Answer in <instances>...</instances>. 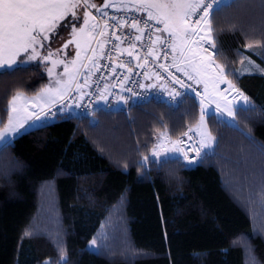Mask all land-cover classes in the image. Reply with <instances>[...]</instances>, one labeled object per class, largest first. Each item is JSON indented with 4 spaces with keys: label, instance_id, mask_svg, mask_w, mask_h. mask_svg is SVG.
Returning <instances> with one entry per match:
<instances>
[{
    "label": "trees",
    "instance_id": "1",
    "mask_svg": "<svg viewBox=\"0 0 264 264\" xmlns=\"http://www.w3.org/2000/svg\"><path fill=\"white\" fill-rule=\"evenodd\" d=\"M225 4L209 16L213 57L255 111H234L231 123L209 114L215 145L194 166L138 164L158 132L179 139L197 124L193 98L19 133L0 148V264H62L61 248L67 264H264V71L236 73L245 58L264 69V8ZM46 82L37 61L0 73V128L12 96Z\"/></svg>",
    "mask_w": 264,
    "mask_h": 264
},
{
    "label": "snow or ice",
    "instance_id": "2",
    "mask_svg": "<svg viewBox=\"0 0 264 264\" xmlns=\"http://www.w3.org/2000/svg\"><path fill=\"white\" fill-rule=\"evenodd\" d=\"M214 5L217 6L216 11H221L223 7L227 6L224 0H213L212 4L207 3L206 0H134L132 5H121V7L135 8L145 13L146 18H132L129 23L127 19L113 16L111 19L115 23L111 27L114 30L108 33L105 31L109 27L107 22L103 27L99 23H93L97 18L90 9L99 12L101 6L91 3L90 0H0V73L11 74L16 71H26L30 62L37 61V66L43 65L49 77V83L32 97L31 101L20 92H17L8 101L9 118L8 123L0 130V142H3L4 147H7V133L16 134L30 121L33 123L41 121L49 114L59 116L66 110L71 111L72 104L80 107V102L89 94L84 89L89 88V80L93 71L100 67L97 50L99 49L103 55L104 44L107 42L106 40L102 41L101 38L111 35L115 41H123L124 37L118 34L119 30L130 28L138 33L135 36L136 41L142 39L146 30H152L156 35L154 37L149 35L151 46L148 48L146 57L142 60L134 55L132 49L135 45L133 43H129L128 49H121L119 43H114L113 47L118 54L127 51L129 56L137 59V67H144L149 63L147 57L156 59L157 53L154 49L157 45L160 46V51L167 60L168 53L165 51V46H167L173 53L172 66L176 68V71L182 72L195 84L203 85V93L193 89L200 97L201 103V116L196 125V132L200 136V148L195 149L196 155L200 156L202 148H208L215 142V138L204 123L205 102L215 103L218 110L223 103L224 110L229 116L235 114V106L227 99L225 92L221 91L220 84L226 83L228 90L243 100L244 108L235 109V112L255 111V105L250 103L249 97L236 88L231 80L227 79L224 67L215 62L213 54L204 46L208 44L213 48L216 47L209 19V11L213 9ZM109 6L108 0H105L102 7ZM260 7L264 8V0H260ZM78 9L83 11L82 23ZM201 13V19L193 25L192 17ZM202 31L203 35L200 34ZM62 32H67L69 38L54 53L50 47L51 40L61 36ZM61 39L63 40L62 36ZM72 45L75 46L73 59H67L71 55L70 52H66L64 58H54V55L59 56L61 52H65ZM248 47L251 48V44ZM45 48L49 49L47 55H43L42 50ZM177 51H179V59L176 56ZM109 59L115 61L116 58L109 56ZM248 64L257 70L264 71L251 60H248ZM61 65L63 72H58L57 67ZM119 67L124 68L125 64L121 62ZM160 67L167 70L168 66L164 64ZM128 71L132 72V69L128 68ZM81 75H84L83 83L79 82ZM169 75L172 76L171 72ZM145 76L147 77L148 74L145 73ZM157 79H159L158 74ZM172 80L174 84L179 83L182 87L185 86L182 80L174 76H172ZM127 81V76L120 81L121 91L138 95L134 89L124 87ZM139 87L145 89L156 87V85L140 82ZM161 87L164 86L161 85ZM165 91L169 90L165 88ZM92 94L96 96L97 100L106 102L110 94L109 85L106 83L101 88L97 84L96 92ZM169 95L175 100L181 93L173 88ZM74 96L75 99H73ZM119 99L125 104L128 103V99L124 96H120ZM58 104L60 107L56 108ZM86 107L90 110V115L93 114V111H100L98 105L95 108L92 104ZM54 108L56 111L53 112ZM192 130L190 128L189 132ZM187 134L184 133V135ZM158 141L151 149V156L156 158L155 161L149 156H144L138 162L141 167L152 162L157 164L167 163L170 160L179 162L178 157L170 155L175 152H180L188 165L195 162V157H190L188 150L177 146L182 143L181 141H165L163 133L158 137ZM96 243L95 239L91 241L92 245ZM60 262L67 264L63 248L60 249ZM45 264H51V261H45Z\"/></svg>",
    "mask_w": 264,
    "mask_h": 264
},
{
    "label": "built area",
    "instance_id": "3",
    "mask_svg": "<svg viewBox=\"0 0 264 264\" xmlns=\"http://www.w3.org/2000/svg\"><path fill=\"white\" fill-rule=\"evenodd\" d=\"M207 3L212 4L213 0H206ZM225 2V0H224ZM214 5L213 9H210L209 14L216 8ZM92 14L96 16V23H99L101 27L104 26L105 22L109 25L106 32L111 33L114 29L111 27L115 23L111 18L113 16L118 18L127 19L128 22H131L132 18L140 19L141 17L146 18V14L136 10L132 7H121V5L112 6L110 5L107 8H101L99 12L92 11ZM201 15H194L192 17L191 23L195 25L197 20L201 19ZM143 27V24H141ZM119 35L124 37L123 41H115V38L111 35L106 37H102V41H107L104 44L103 55H101L100 50L98 53V63L100 67L97 70L93 71L92 76L89 80V88H85L84 91L89 93L85 96V98L80 102L81 106L76 107L75 104L71 105V111L66 110L64 113L59 116H52L49 114L47 117L41 119L43 122L52 121V120H66L72 116H91L93 114H89V109L86 107L89 104L93 105L95 108L97 105L100 108V111H112L115 110L117 105H121L123 107H129L133 105L143 104L147 102H164L168 105L176 106L188 98H193L195 101L200 103V97L196 95V92L193 89H197L201 93H203V88L197 84H195L192 80H189L182 72H177L176 68L172 66V55L171 49L165 46V51L168 53V59L165 60L164 54L160 51V46H155V52L157 53L156 59L153 60L152 57H147L149 63L144 67H137V59L129 56L127 51H122L119 54L116 49L113 47L114 43H119L121 49H128L129 43H133L135 47L132 49L135 56L141 58L146 57L149 46H151V40L149 39V35L155 36L156 33L152 30H146V34L142 37L140 41L135 40V36L138 33L135 32L134 29L124 28L120 29L118 32ZM208 48V51L212 54L214 53L213 49L209 46H205ZM109 56L116 58L115 61L110 60ZM123 62L125 64L124 68L119 67V63ZM167 64V70L165 68L160 67V65ZM128 68L132 69V72L128 71ZM171 72L172 76L176 77L179 80L184 82V87L179 83H173L172 76L169 75ZM145 73L148 76H145ZM86 74V72H85ZM157 74L159 75V79H157ZM128 77V81L124 84L125 88L134 89L138 95H132L131 92L121 91L120 81L124 79V77ZM136 82V83H133ZM145 84H154L156 87L153 88H145L141 89L139 87V83ZM109 85L110 94L108 100L101 101L97 100L96 96L92 93L96 92V85L99 84L101 88L104 87L105 84ZM114 85V87H112ZM163 85L164 87H161ZM167 88L169 91H165ZM175 89L177 92L181 93V95L177 96L175 100L169 95V92L172 89ZM78 95V94H77ZM120 96H124L128 99V103L125 104L123 101L119 99ZM76 97L74 96L73 99ZM111 105V107H109ZM58 104L56 108H59ZM56 108L52 109V111H56ZM31 123V121L29 122ZM182 143L179 144V147L188 150V154L190 157H195L196 148H200L199 140L196 135L189 134L184 138L179 139ZM202 151V149H201ZM183 157V155L181 154Z\"/></svg>",
    "mask_w": 264,
    "mask_h": 264
},
{
    "label": "rangeland",
    "instance_id": "4",
    "mask_svg": "<svg viewBox=\"0 0 264 264\" xmlns=\"http://www.w3.org/2000/svg\"><path fill=\"white\" fill-rule=\"evenodd\" d=\"M228 1H230V0H225V2H228ZM90 2L91 3H95V4H97L98 6H101V8H102V6L104 5V3H105V0H90ZM133 2H134V0H108V4L109 5H112V6H116V5H132L133 4ZM90 10H95V9H90ZM78 12H79V15H80V17H81V20H80V22H82L83 21V11H82V9H78ZM95 12H96V10H95ZM93 23H96V21H93ZM70 31V30H69ZM201 35H203L204 33H203V31L200 33ZM61 36L63 37V40L61 39ZM61 36H58V37H56V38H54V39H52L51 40V45H50V47H51V50L55 53V50L57 49V48H60L61 46H62V44L69 38L68 37V33L67 32H62L61 33ZM205 45H208V44H205ZM208 46H210V45H208ZM211 47V46H210ZM48 48H45L44 50H42L43 51V55H47L48 54ZM99 50V49H98ZM98 50H97V52H98ZM213 51H214V49H213ZM66 52H70L71 53V55L70 56H68L67 57V59H69V60H71V59H73L74 57H75V46L74 45H72V46H70L68 49H66L65 50V52H61L60 54H59V56H56V55H54V58H56V59H60V58H64V56H65V53ZM214 53H215V51H214ZM214 53H213V56H214ZM90 54V53H89ZM177 58L179 57V51H177ZM26 59V58H25ZM213 59H214V57H213ZM215 60V59H214ZM248 60H251L250 58H246V61H244L238 68H237V70H236V73H238V74H243V73H246V72H258V71H260V70H257L256 68H254V67H251V66H249V64H248ZM252 61V60H251ZM32 62H34V61H32ZM32 62H30V63H32ZM215 62L216 63H218L216 60H215ZM219 64V63H218ZM254 64L255 65H257L255 62H254ZM50 66V65H49ZM44 67V66H43ZM259 68L261 69V67L259 66ZM44 70H45V73H46V77H47V82H46V84L44 85V86H46L48 83H49V77H48V75H47V71H46V68L44 67ZM57 71L58 72H63V66L61 65V66H58L57 67ZM85 72H86V70H85ZM83 79H84V75H81V77H80V83H83ZM227 79L228 80H230L228 77H227ZM233 83V82H232ZM234 84V83H233ZM43 86V87H44ZM42 87V88H43ZM220 89H221V91H224L225 92V95L227 96V99L229 100V101H231L232 102V105H234L235 107H240V106H242V107H244V102H243V100H241V99H235V97L233 96V95H231L230 93L232 92V91H230V90H228V85L225 83V84H220ZM41 88V89H42ZM40 89V90H41ZM39 92V91H38ZM37 92V93H38ZM22 95H25L24 93H22ZM120 106L121 105H117V107H115V110H117V109H119L120 108ZM231 106V105H230ZM214 114L217 118H221V117H223L226 121H228V122H232V116H229L228 114H227V112L224 110V105H223V103L221 104V108H220V110H218L217 109V107H216V104L215 103H208V102H205V105H204V123H205V125H206V127H207V130L210 132V130H209V127H208V124H207V121H206V117L209 115V114ZM200 116H201V105H200ZM199 122V121H198ZM38 124V122H35V123H30L29 125H27V127H34L35 125H37ZM198 124V123H197ZM196 124V125H197ZM195 131H196V126H195ZM161 133H163L164 134V139H165V141H179V140H174V139H171L168 135H167V133L165 132V131H162V132H158L157 134H156V138H155V143L154 144H156V143H158L159 141H158V137H160V135H161ZM188 134L187 135H183V137H180L179 139H181V138H184L185 136H188L189 134H193V135H196L197 134V132H194L193 130L191 131V132H189V130H188V132H187ZM196 133V134H195ZM211 133V132H210ZM211 135L213 136V134L211 133ZM197 136H198V139H199V143H200V136L197 134ZM214 137V136H213ZM215 138V137H214ZM214 145H215V142L211 145V146H209L208 148H202V152H201V155L200 156H195V162L194 163H192L191 165L192 166H194V165H196L198 162H199V159L204 155V154H206V153H210V152H212L213 151V147H214ZM178 147H179V145H177ZM169 147H171V144H169ZM170 155H174V156H176V157H178V158H180V159H182V160H184L182 157H181V155H180V152H175V153H170ZM152 160H155L156 158L155 157H152L151 156V150H150V153H149V155H148ZM187 162V161H186ZM188 164V163H187ZM91 241H93V240H91ZM91 241L87 244V248L88 249H90V250H92V251H96V244L95 245H92L91 244Z\"/></svg>",
    "mask_w": 264,
    "mask_h": 264
},
{
    "label": "crops",
    "instance_id": "5",
    "mask_svg": "<svg viewBox=\"0 0 264 264\" xmlns=\"http://www.w3.org/2000/svg\"><path fill=\"white\" fill-rule=\"evenodd\" d=\"M83 22V21H82ZM81 22V23H82ZM201 26H203V23H201ZM213 37V36H212ZM98 53H99V50H98V52H97V56H98ZM178 54L176 53V56H177ZM178 59H179V57H178ZM237 70V69H236ZM244 74V73H243ZM199 86H201L202 88H203V85L201 84V85H199ZM37 94V93H36ZM35 94V95H36ZM231 95H233L234 97H235V99H238L237 97H236V94L235 93H233V92H231L230 93ZM35 95H32V96H27V95H23L24 97H26V98H28V100L29 101H31V98L32 97H34ZM8 107H9V105H8ZM242 107V106H241ZM237 107H235L234 108V111H235V109H236ZM213 114V113H212ZM8 118H9V115H8ZM8 118H7V120H6V122L4 123V125L0 128V130H2L3 128H4V126L8 123ZM221 118H223V117H221ZM224 119V118H223ZM200 120V115H199V118H198V121ZM198 123V122H197ZM39 125H41V123H39L38 122V124L37 125H35L34 127H37V126H39ZM195 126L196 125H194L191 129H193V131L194 132H196L195 131ZM30 128H33V127H24L23 129H21L18 133H16V134H11V133H7L6 135H7V141L8 142H10L11 140H12V138L13 137H15L16 135H18L19 133H21V132H23V131H25V130H28V129H30ZM196 134V133H195ZM197 135V134H196ZM174 140H179V139H174ZM4 144H3V142H0V147L1 146H3Z\"/></svg>",
    "mask_w": 264,
    "mask_h": 264
}]
</instances>
